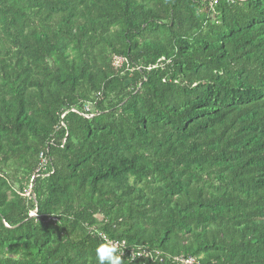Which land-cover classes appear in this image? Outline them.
<instances>
[{
	"label": "trees",
	"instance_id": "trees-1",
	"mask_svg": "<svg viewBox=\"0 0 264 264\" xmlns=\"http://www.w3.org/2000/svg\"><path fill=\"white\" fill-rule=\"evenodd\" d=\"M105 238L264 264V0H0V264Z\"/></svg>",
	"mask_w": 264,
	"mask_h": 264
},
{
	"label": "clouds",
	"instance_id": "clouds-1",
	"mask_svg": "<svg viewBox=\"0 0 264 264\" xmlns=\"http://www.w3.org/2000/svg\"><path fill=\"white\" fill-rule=\"evenodd\" d=\"M97 246L96 259L98 264H122L120 250L113 244L112 241H108Z\"/></svg>",
	"mask_w": 264,
	"mask_h": 264
},
{
	"label": "built area",
	"instance_id": "built-area-1",
	"mask_svg": "<svg viewBox=\"0 0 264 264\" xmlns=\"http://www.w3.org/2000/svg\"><path fill=\"white\" fill-rule=\"evenodd\" d=\"M206 1V0H204ZM209 1V7L212 8L215 6L217 0H208ZM123 65H126V61H125V58H122V57H113L112 58V61H111V66L114 68V69H119L121 68ZM85 112H87V109H85ZM29 190H30V187H29ZM25 196H29V191L25 193ZM106 242V239L104 240ZM113 244L120 250V253H121V256L125 254V244L122 242H117V241H112ZM146 256L144 253H128V258L132 261L135 259V257H144ZM177 262L181 263V264H194V261L192 259H182V258H179V259H176Z\"/></svg>",
	"mask_w": 264,
	"mask_h": 264
},
{
	"label": "bare ground",
	"instance_id": "bare-ground-1",
	"mask_svg": "<svg viewBox=\"0 0 264 264\" xmlns=\"http://www.w3.org/2000/svg\"><path fill=\"white\" fill-rule=\"evenodd\" d=\"M207 4V3H206Z\"/></svg>",
	"mask_w": 264,
	"mask_h": 264
}]
</instances>
